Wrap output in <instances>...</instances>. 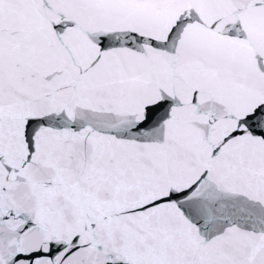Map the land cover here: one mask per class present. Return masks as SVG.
<instances>
[{"label": "snow or ice", "instance_id": "6c2138e0", "mask_svg": "<svg viewBox=\"0 0 264 264\" xmlns=\"http://www.w3.org/2000/svg\"><path fill=\"white\" fill-rule=\"evenodd\" d=\"M0 264H264V0H0Z\"/></svg>", "mask_w": 264, "mask_h": 264}]
</instances>
